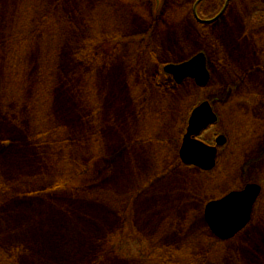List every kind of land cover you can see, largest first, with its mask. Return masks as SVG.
<instances>
[{
    "label": "rangeland",
    "instance_id": "obj_1",
    "mask_svg": "<svg viewBox=\"0 0 264 264\" xmlns=\"http://www.w3.org/2000/svg\"><path fill=\"white\" fill-rule=\"evenodd\" d=\"M185 1L0 0V264H264V0L209 26ZM200 52L206 87L167 72ZM206 100L212 171L179 158ZM249 183L218 240L207 203Z\"/></svg>",
    "mask_w": 264,
    "mask_h": 264
},
{
    "label": "water",
    "instance_id": "obj_2",
    "mask_svg": "<svg viewBox=\"0 0 264 264\" xmlns=\"http://www.w3.org/2000/svg\"><path fill=\"white\" fill-rule=\"evenodd\" d=\"M166 69L177 82L192 78L199 86H205L210 80L204 53H198L182 63L169 64ZM217 121L218 116L209 101L202 102L193 110L180 150L181 159L185 164L203 170H212L216 166L218 148L206 144L197 137ZM260 192L261 186L252 183L241 191H233L222 199L209 202L205 209V217L212 232L223 240L234 237L251 221Z\"/></svg>",
    "mask_w": 264,
    "mask_h": 264
},
{
    "label": "flooded vegetation",
    "instance_id": "obj_3",
    "mask_svg": "<svg viewBox=\"0 0 264 264\" xmlns=\"http://www.w3.org/2000/svg\"><path fill=\"white\" fill-rule=\"evenodd\" d=\"M159 1H161V0H148V2H150L152 4V6L150 7L152 12L154 11V6ZM162 1L165 3L166 7H170V9H171L175 5L180 4L179 2L181 0H162ZM209 1L210 0H186L185 1V2H187V5H190L192 3V6H191L192 9L190 11L191 15L193 16V18L195 19L196 22H198L199 24H202L204 26H209V25L218 23L222 18L227 16L232 2H235V0H218V3H215L213 6H210V4L208 3ZM242 1L243 0H241L240 2H242ZM147 8H149V7H147ZM260 10L264 11V7ZM205 12H206V15H205ZM206 131H204V132H206ZM203 133H202V135H203ZM218 142L221 145L219 147V151L225 144L226 145L228 144L227 138L225 136H222V135L216 136L214 143L217 144ZM208 143L214 144L213 142H208ZM179 158H180V156H179ZM194 168H196V167H194ZM197 169H199V168H197ZM245 185H247V184H245ZM260 186H261V192H260L259 197L261 196V194L263 192V187H262V185H260ZM238 190H241V188ZM259 197H258L257 201L259 200ZM254 211H255V207H254Z\"/></svg>",
    "mask_w": 264,
    "mask_h": 264
}]
</instances>
